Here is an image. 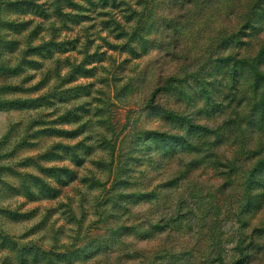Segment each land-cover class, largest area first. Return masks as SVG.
<instances>
[{
	"label": "clouds",
	"instance_id": "1",
	"mask_svg": "<svg viewBox=\"0 0 264 264\" xmlns=\"http://www.w3.org/2000/svg\"><path fill=\"white\" fill-rule=\"evenodd\" d=\"M0 115V264H264V0H0Z\"/></svg>",
	"mask_w": 264,
	"mask_h": 264
},
{
	"label": "rangeland",
	"instance_id": "2",
	"mask_svg": "<svg viewBox=\"0 0 264 264\" xmlns=\"http://www.w3.org/2000/svg\"><path fill=\"white\" fill-rule=\"evenodd\" d=\"M14 10L19 11L20 9H18V8H14ZM30 23H31V21H25V24H30ZM6 78H11V76L9 75V76L6 77ZM4 118H5V117H4L3 115H0V123L3 122ZM260 165H264V161L259 162V163H258V167H259Z\"/></svg>",
	"mask_w": 264,
	"mask_h": 264
}]
</instances>
